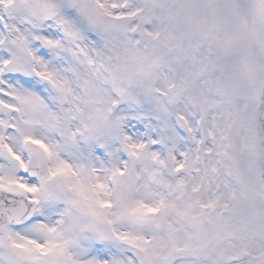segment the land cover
Wrapping results in <instances>:
<instances>
[{
  "label": "snow or ice",
  "instance_id": "obj_1",
  "mask_svg": "<svg viewBox=\"0 0 264 264\" xmlns=\"http://www.w3.org/2000/svg\"><path fill=\"white\" fill-rule=\"evenodd\" d=\"M0 264H264V0H0Z\"/></svg>",
  "mask_w": 264,
  "mask_h": 264
}]
</instances>
